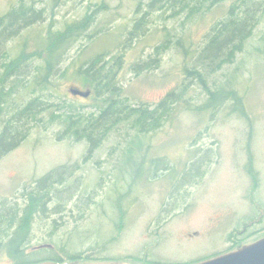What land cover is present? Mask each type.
<instances>
[{
	"label": "rangeland",
	"instance_id": "obj_1",
	"mask_svg": "<svg viewBox=\"0 0 264 264\" xmlns=\"http://www.w3.org/2000/svg\"><path fill=\"white\" fill-rule=\"evenodd\" d=\"M238 1L0 0V18L34 11L19 24L30 25L0 38V74L27 57L20 75L4 76L11 111L0 116V138L7 119L30 107L23 138L0 152V264L15 263L1 246L35 189L47 195L27 251L52 249L60 264H190L264 237V3L229 61L204 60ZM84 20L56 67L32 54ZM41 73L48 87L35 83ZM71 87H91L92 98L76 99ZM211 91L239 101L229 94L208 106ZM171 92L177 101L144 132L136 110L151 112Z\"/></svg>",
	"mask_w": 264,
	"mask_h": 264
},
{
	"label": "trees",
	"instance_id": "obj_2",
	"mask_svg": "<svg viewBox=\"0 0 264 264\" xmlns=\"http://www.w3.org/2000/svg\"><path fill=\"white\" fill-rule=\"evenodd\" d=\"M210 1V6L217 5L221 3L223 0H208ZM262 3V4H261ZM258 2L257 0H239L237 3H235L234 7L230 9V18H228V21L225 23H220L218 26L215 27V34L211 36V39L209 41V44L207 45L206 49L204 50L205 55V61L210 62L211 60L217 61L220 58L223 62H227L230 59V55L233 52L231 51L230 47L232 45H235L238 41L241 43L243 40H245L248 35L250 34L252 27L255 23V20H258V16L260 13V10L263 9V3ZM254 4V6H253ZM244 7L243 10L240 12L239 15H235L234 10L239 9L241 7ZM29 8V7H28ZM25 11H18L13 10L10 12L9 15L5 17L0 18V38L5 36V30H19L20 28H23L24 26L30 25L26 23L25 25L19 26L20 22L27 21L25 18L27 13H30L33 11V9H28ZM24 15V17L21 15V18H17L16 14ZM38 16V15H37ZM87 20L81 21L79 23L72 24L68 29L65 31H59L57 33L51 34L48 37H45L41 44L38 45L37 49L32 53L34 56L37 54H43L46 53V68L52 69L56 67L59 62L61 61L63 55L67 51V48L69 47L70 43L74 41V39L86 31L88 29V26L86 24ZM231 52V53H230ZM27 57L26 55H22L20 58H17L15 60L6 62L3 65L4 70L0 74L2 78H0V116L5 115L8 113V111H11L9 109L8 103H10V97L12 94V90L9 89L6 86L5 78L10 77V71L18 72L19 75L21 64L23 61H26ZM94 65H91L87 67L86 69H82V73L79 72L78 75L81 73L82 76L86 74H90L91 70H93ZM85 70V71H84ZM6 73L4 74V72ZM81 71V70H80ZM85 74H84V73ZM4 76H6L4 78ZM48 76H45L44 74H40L37 76V79L35 80V83L37 82L38 85H42L43 88L48 87L50 84L47 80ZM104 78V77H103ZM94 80L96 81L97 85H101L102 83V77L100 75H97L94 77ZM96 85V86H97ZM232 92V91H231ZM234 96H233V94ZM228 93L227 95L224 91H211V97H210V103L208 106H217L222 103V97L228 98L233 97L236 101H239V99L236 97L237 95L235 92ZM174 92H171L168 94V96L161 101V103L158 105V107L151 112L148 111L146 108L137 109L136 111L139 112L140 118L142 120L141 126L144 132L149 129L148 128V121L150 119H156V113L159 110H165L170 109L171 105L175 103L177 100L173 98ZM37 101H39V98H36V100L32 103L36 105ZM42 104V102H41ZM11 105V103H10ZM11 108V107H10ZM30 107H26L24 109L20 108L15 111V114L10 116L9 119H7V126L6 132H3L1 138H0V152L2 154H5V152L8 151V148L5 149V147H8L10 143H12L13 140L15 141V145H17L20 140L23 138L21 135L18 139L17 135L20 134V129H17L19 127H16L18 124H21L23 121V117H27L29 115L28 109ZM112 107H109V109L104 110L100 116L96 117V122H100L103 120L104 117H106L107 113L111 112ZM237 111H243L242 108L237 107L235 108ZM161 115V114H160ZM70 120V118L68 117ZM15 127H12L14 126ZM10 126V127H9ZM9 128V129H8ZM14 145V146H15ZM14 148L13 146L11 149ZM171 176L174 179L177 176V171L173 168L171 171ZM254 173V172H253ZM49 177H45L40 180L41 183H38V186L42 184H46V181ZM47 193H44V191L40 190H33L30 192L29 195V204L25 209V214L22 218H19V224L18 228L14 231V233L11 235V237L8 239L6 243L1 246V248H5L7 254L9 257H11L14 260V264H38L42 262H54L57 264L63 263L62 258L60 256H56L51 254L52 249H37L38 251H34L32 253H29L27 251L28 244L30 243V234L32 229V222L34 219L35 213L41 208L43 209V205L45 204V197ZM14 220H12L9 223H13ZM233 250V249H232ZM230 250V251H232ZM229 252V251H227ZM46 254V255H44ZM198 262V261H197ZM194 263V262H193Z\"/></svg>",
	"mask_w": 264,
	"mask_h": 264
},
{
	"label": "water",
	"instance_id": "obj_3",
	"mask_svg": "<svg viewBox=\"0 0 264 264\" xmlns=\"http://www.w3.org/2000/svg\"><path fill=\"white\" fill-rule=\"evenodd\" d=\"M74 94H79L83 97H88L90 91H73ZM41 245L40 247H46ZM38 264H57L54 262H42ZM99 264H130L122 262H106ZM132 264V263H131ZM136 264V263H133ZM190 264H264V237L234 251L225 252L223 254L190 263Z\"/></svg>",
	"mask_w": 264,
	"mask_h": 264
},
{
	"label": "flooded vegetation",
	"instance_id": "obj_4",
	"mask_svg": "<svg viewBox=\"0 0 264 264\" xmlns=\"http://www.w3.org/2000/svg\"><path fill=\"white\" fill-rule=\"evenodd\" d=\"M73 91H83V92H87V91H90V94H89V96L88 97H83V96H81V95H79V94H74L73 93ZM70 93L73 95V97H75L76 99H84V100H89V99H91L92 98V95H93V89L91 88V87H86V88H81V87H71L70 88ZM6 126H7V123H6ZM21 126V124H18L16 127H20ZM12 127H15V125L14 126H12ZM17 129H19V128H17ZM3 134V133H2ZM2 136V135H1ZM17 143V142H16ZM16 143H13V147H16L17 145H15ZM15 145V146H14ZM11 146V147H12Z\"/></svg>",
	"mask_w": 264,
	"mask_h": 264
},
{
	"label": "bare ground",
	"instance_id": "obj_5",
	"mask_svg": "<svg viewBox=\"0 0 264 264\" xmlns=\"http://www.w3.org/2000/svg\"><path fill=\"white\" fill-rule=\"evenodd\" d=\"M34 12V11H33ZM33 14V13H32ZM32 18H33V15H32Z\"/></svg>",
	"mask_w": 264,
	"mask_h": 264
}]
</instances>
